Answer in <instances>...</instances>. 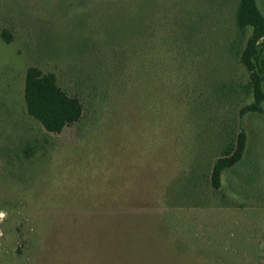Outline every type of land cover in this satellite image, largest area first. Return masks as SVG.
I'll return each instance as SVG.
<instances>
[{"label":"rangeland","instance_id":"1","mask_svg":"<svg viewBox=\"0 0 264 264\" xmlns=\"http://www.w3.org/2000/svg\"><path fill=\"white\" fill-rule=\"evenodd\" d=\"M238 1L0 0V264H264V101L240 115ZM29 67L84 91L78 123L27 116ZM241 130L214 190L206 168Z\"/></svg>","mask_w":264,"mask_h":264},{"label":"trees","instance_id":"2","mask_svg":"<svg viewBox=\"0 0 264 264\" xmlns=\"http://www.w3.org/2000/svg\"><path fill=\"white\" fill-rule=\"evenodd\" d=\"M235 27L239 32V41L250 29L249 35L245 38L244 48L238 51L235 57L248 73V81L244 86H240L242 93L251 94L253 98L251 104L240 110V115L244 116L247 113L261 112V105L264 101L262 88L264 82V16L259 11L256 0L238 1L235 11ZM1 38L7 43L12 42L13 39L6 29H2ZM234 91V87L226 94L213 91L211 96L213 100L220 101L222 96L233 94ZM83 96H85L84 91L79 87L68 90L60 87L57 75L52 72H43L38 67H29L25 72L23 88L25 112L28 117L38 122L46 133L60 134L67 127L78 123L84 116L85 97ZM246 143V134L241 130L236 137L227 135L223 148L214 152L216 159L206 168V173L209 170V182L214 190L220 188L223 173L235 167L242 160ZM21 150L27 160L37 152H42V148L37 143L31 142H26ZM194 168L191 174H196ZM202 175L205 174L201 173Z\"/></svg>","mask_w":264,"mask_h":264},{"label":"clouds","instance_id":"3","mask_svg":"<svg viewBox=\"0 0 264 264\" xmlns=\"http://www.w3.org/2000/svg\"><path fill=\"white\" fill-rule=\"evenodd\" d=\"M6 213L0 212V223H3V221L6 219ZM0 235H3V233H0Z\"/></svg>","mask_w":264,"mask_h":264}]
</instances>
